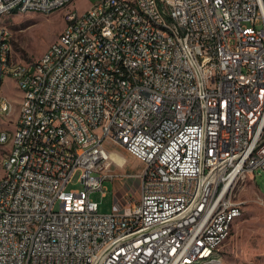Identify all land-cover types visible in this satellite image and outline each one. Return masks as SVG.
Masks as SVG:
<instances>
[{
    "label": "built area",
    "instance_id": "built-area-1",
    "mask_svg": "<svg viewBox=\"0 0 264 264\" xmlns=\"http://www.w3.org/2000/svg\"><path fill=\"white\" fill-rule=\"evenodd\" d=\"M74 1L0 0L5 19L73 18L35 80L26 65L9 69L0 24V88L10 75L22 92L18 143L0 149L11 154L0 164V264H224L234 227L223 233V221L240 204L228 183L264 171V0H139L179 45L129 0H89L82 13ZM12 106L0 99V117ZM107 144L144 169L123 173ZM77 172L82 188L68 190ZM133 176L136 191L100 214L90 194Z\"/></svg>",
    "mask_w": 264,
    "mask_h": 264
},
{
    "label": "rangeland",
    "instance_id": "rangeland-1",
    "mask_svg": "<svg viewBox=\"0 0 264 264\" xmlns=\"http://www.w3.org/2000/svg\"><path fill=\"white\" fill-rule=\"evenodd\" d=\"M89 7V0H75L71 9H78L81 13ZM69 9L58 10L52 14L26 13L0 18V24H7L11 32L13 47V64L35 63L43 56L44 52L58 40L61 32L66 27L65 12ZM17 82L10 75L5 76L0 88V99H6L13 104L9 116L0 117V130H5L10 135L15 131V122L20 113L22 92L17 88ZM9 148L6 144L1 149ZM112 152L113 159L124 163L123 173L133 175L144 169V164L129 155L123 147H114L107 144ZM81 172H77L68 185V190L82 188ZM140 179L129 177L117 183L106 181L104 190L94 191L90 199L98 203L100 214H109L120 209L115 204V196L127 193L130 187L136 191ZM233 199L242 205V215L236 221L232 236L222 248L224 264H264V171L257 170L254 175L241 179L234 190ZM136 198L138 194H135Z\"/></svg>",
    "mask_w": 264,
    "mask_h": 264
},
{
    "label": "bare ground",
    "instance_id": "bare-ground-1",
    "mask_svg": "<svg viewBox=\"0 0 264 264\" xmlns=\"http://www.w3.org/2000/svg\"><path fill=\"white\" fill-rule=\"evenodd\" d=\"M130 10H137V14L141 15L142 23L157 25V31L163 32L169 40H171L172 45H179V31L171 26L168 23H157V18H155L152 13L146 11L144 5H139V0H129ZM1 18V17H0ZM73 18H66V27L64 30L72 29ZM10 30V29H9ZM8 49L9 53H13V47L11 43V37L8 38ZM47 52V51H46ZM38 61H46V53ZM38 61L35 63H18V65H26L28 67V80L37 79L38 71ZM9 69H17V63L13 64L9 62ZM17 86L20 87V80H16ZM3 105H10V102L6 99H3ZM18 143V132H14L13 135L8 137L0 138V149L9 144V147H15ZM11 163V154L4 153L3 150H0V164H9ZM7 177L6 167H0V182ZM241 179H235V181H230L228 183V191H234L237 183ZM55 195H63V188H55ZM13 198H20V190H13ZM235 214L230 215V217H225L223 221V233H232V228L234 227L236 221L241 217V204H234ZM185 264H212V257H203L202 260L197 262H186Z\"/></svg>",
    "mask_w": 264,
    "mask_h": 264
}]
</instances>
